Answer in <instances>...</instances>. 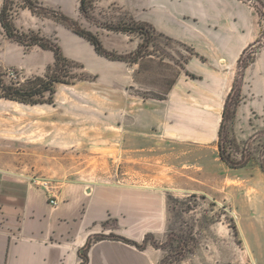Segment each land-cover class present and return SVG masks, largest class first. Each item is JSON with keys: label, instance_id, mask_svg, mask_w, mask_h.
I'll return each instance as SVG.
<instances>
[{"label": "rangeland", "instance_id": "rangeland-1", "mask_svg": "<svg viewBox=\"0 0 264 264\" xmlns=\"http://www.w3.org/2000/svg\"><path fill=\"white\" fill-rule=\"evenodd\" d=\"M10 1L15 19L25 26L17 29L50 38L59 44L64 55L69 53L72 38L83 37L73 32L60 14L97 33L105 50L137 59V63L109 59L127 63L126 72L132 83L123 88L125 96L131 93L149 100L162 94L176 81L191 54L190 47L155 28L148 34L110 29L133 25V18L115 0H88L87 13L80 9L78 13L74 7L38 9L35 13L28 8L30 12L25 15L21 14L24 8L20 7V0ZM249 1L259 14L261 35L239 59L222 127L225 140L238 143L240 150L243 146L252 148L250 155L255 157L246 167L230 168L219 157L218 133L223 113L212 117V126L218 132L214 143L206 147L170 143L148 133L145 154L140 158L131 156V161L122 160L118 128L114 130V143L80 141L75 137L70 141L58 139L66 125L70 134L85 132L83 126L63 115L70 102L86 100L87 89L81 88L90 85L88 81L98 80V75L84 69L83 61L89 60L86 54H81V60H74L80 66L73 68L77 76L85 79L57 83L53 104H38L31 112V104L0 98V159L12 161L16 173L29 174L42 185L48 182L54 190L77 179L201 189L203 192L199 193L165 190V225L148 233L140 245L159 247L163 253L161 264H264V156H259L264 146V63L261 59L256 63L264 45V5L258 0ZM2 4L0 0V11ZM83 39L94 52V46ZM53 62L52 51L26 47L10 39L0 23V71L7 74V79L42 76ZM74 83L77 85L71 86ZM45 118L51 123L48 136L47 128L43 129ZM96 130L93 126L91 131ZM95 133L91 136L96 137ZM84 136L88 138V132Z\"/></svg>", "mask_w": 264, "mask_h": 264}, {"label": "crops", "instance_id": "crops-1", "mask_svg": "<svg viewBox=\"0 0 264 264\" xmlns=\"http://www.w3.org/2000/svg\"><path fill=\"white\" fill-rule=\"evenodd\" d=\"M38 1L51 10L74 7L80 12V0ZM258 1L264 5V0ZM115 2L133 20L148 23L190 47L191 54L166 99L147 100L131 93L124 95L123 88L132 83L127 63L99 56L83 43V38H72L65 55L81 60V54H86L89 60H82L84 69L98 75V80L80 87L87 89L86 100L70 102L63 115L83 126L88 138L83 131L70 134L66 125L58 139L70 141L75 137L109 143L118 128L122 160L126 161L145 154L148 133L170 143L197 147L214 143L218 132L212 126V117L214 113L222 115L239 59L261 35L254 6L249 0ZM29 12L24 8L21 14ZM18 20L17 27L25 28ZM259 55L256 63L260 59L264 63V45ZM37 106L29 110L35 111ZM50 126L45 118L47 136ZM93 126L101 135L91 131ZM94 133L96 137L91 136ZM15 168L12 161L0 159V264H80L81 249L89 240L93 242L87 250L86 264H161L159 247L140 244L148 233L165 225V190L203 192L77 179L53 189L59 199L54 207L45 186L29 174L16 173Z\"/></svg>", "mask_w": 264, "mask_h": 264}, {"label": "trees", "instance_id": "trees-1", "mask_svg": "<svg viewBox=\"0 0 264 264\" xmlns=\"http://www.w3.org/2000/svg\"><path fill=\"white\" fill-rule=\"evenodd\" d=\"M87 1L88 0H80L79 9L82 13H87ZM20 2V7L29 8L34 13L37 12L38 9H46L47 11L50 9L43 6L38 0H20ZM12 11L13 6L11 1L3 0V4L0 11V23L6 35L10 39L16 40V42L23 44L26 47L38 46L42 49H49L54 53L55 62H53L51 66H48L44 75L29 77L24 80H9L7 79V74L3 71H0V98L15 100L16 102L23 104H31V106L43 103L53 104L54 95H56L57 91V83L69 84L73 83L74 80L77 79H85L82 76H77V74L73 72V68L79 67L80 65L77 64V62H75L74 60H70L69 58H67L62 53L59 44L54 43L50 40V38H44L33 31H19L17 29V25L15 23V16ZM60 17L67 24L68 27L72 28L73 32L88 40L94 46L93 48L95 52L99 54V56L106 57L115 61L122 60L137 63V59L132 60L128 58L127 55H117L116 52L105 50L97 33L83 29V27L78 26L77 23L70 21L69 19H67V17L63 16L62 14H60ZM110 29L122 32L128 31L133 33L137 32L140 34H148V32H151L154 28L148 23L133 20L132 26L122 25L118 28L110 27ZM173 83H170L167 89L162 91V94L157 95L153 98L166 99L171 87L173 86ZM228 100L229 98L225 101L222 117L223 123L221 124V128L218 133V154L220 159L227 163L230 168L235 169L244 166L246 167V165L251 161V159L255 157L254 155H250L252 148H249L247 150L245 146H243V150H240V145H238V143H235L234 141H227L222 136V127L227 117ZM239 154L240 158H237V155ZM259 156H264V146L263 150L259 151ZM261 166V169L264 173L263 159H261ZM92 242V240H89L86 245L81 249L80 256L82 262H80V264H86V262H88L89 257L87 255V250L92 245Z\"/></svg>", "mask_w": 264, "mask_h": 264}, {"label": "built area", "instance_id": "built-area-1", "mask_svg": "<svg viewBox=\"0 0 264 264\" xmlns=\"http://www.w3.org/2000/svg\"><path fill=\"white\" fill-rule=\"evenodd\" d=\"M45 185V188L48 190V201L51 205H53L54 207H56L59 203V199H58V194L53 190V189H50L48 187V182H45L43 183Z\"/></svg>", "mask_w": 264, "mask_h": 264}]
</instances>
